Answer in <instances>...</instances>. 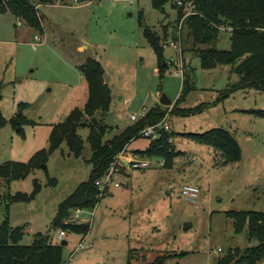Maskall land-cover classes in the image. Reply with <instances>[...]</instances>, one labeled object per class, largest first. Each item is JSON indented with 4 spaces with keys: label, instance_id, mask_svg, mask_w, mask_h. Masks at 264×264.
<instances>
[{
    "label": "rangeland",
    "instance_id": "1",
    "mask_svg": "<svg viewBox=\"0 0 264 264\" xmlns=\"http://www.w3.org/2000/svg\"><path fill=\"white\" fill-rule=\"evenodd\" d=\"M39 13L42 28L11 19V14L0 15L1 107L8 121L16 113L31 121L22 132L10 122L0 129V164L28 162L49 147L55 125L73 109L85 107L89 84L82 66L88 57L102 63L111 89L110 109L98 115L108 126L104 141L132 124L130 115L145 107L165 112L162 120L166 119L169 132L224 127L236 135L244 154L242 161L218 167L212 146L172 136L170 142L175 138L181 151L175 165L152 163L134 169L95 207L86 208L82 220L91 224V230L86 236L67 233L66 264H152L158 258L162 264H216L231 248L252 246L254 240L246 230L236 231L226 211L264 212V117L234 112L230 106L264 109V91L239 90L213 110L180 115L178 107L194 108L201 101L220 98L226 82L235 83L239 75L231 65L204 69L184 27L182 58L195 89L175 107L184 76L169 65L174 55L169 49L165 50L168 68L160 72L158 56L144 35L148 26L163 37L168 31L166 37H171L178 13L170 3L161 11L152 0H66L42 4ZM229 37L224 33L218 46L230 48ZM163 94L173 100L170 106L160 103ZM244 128L259 134L250 139ZM79 134L84 139L80 157L70 153L64 142L25 178L0 177V224L8 216L13 227L25 226L23 244H30L38 232L57 241L60 229H52V222L58 206L89 178L93 167L89 128H80ZM151 140L139 137L131 148L144 150ZM36 183L40 189L31 200L10 201L19 192L30 195ZM188 184L200 188L197 202L183 197ZM82 240L86 247L75 251Z\"/></svg>",
    "mask_w": 264,
    "mask_h": 264
},
{
    "label": "trees",
    "instance_id": "2",
    "mask_svg": "<svg viewBox=\"0 0 264 264\" xmlns=\"http://www.w3.org/2000/svg\"><path fill=\"white\" fill-rule=\"evenodd\" d=\"M66 3V0H0V14L12 13L19 21L33 28H42V17L39 6L42 4ZM195 5V13L189 15L184 26L187 37L192 40L201 65L204 69H213L219 65H231L232 71L240 77L236 84L231 85L218 101L228 96L234 90L257 88L264 91V0H183ZM170 3L177 10L178 19L174 22L177 26L183 16V7H179L171 0H152L154 8L164 11ZM224 28H231L224 32ZM184 32V30H183ZM229 34L230 48L219 47L218 43L223 34ZM168 31L165 32L166 37ZM144 35L158 56L160 72L168 68L164 64L165 48L162 44L163 36L159 32L145 26ZM83 73L89 84V98L83 109L75 108L66 119L53 127L50 135V145L47 149L38 151L28 162L6 161L0 164V177L7 181L25 178L34 167L39 166L48 159L49 154L57 150L66 142L70 153L80 157L84 150V139L79 134V129L88 127V141L92 148V171L86 181L81 182L77 188L59 206L52 222V229L65 230L66 233H75L86 236L91 230L89 222H77L72 219V212L77 208L91 209L102 198L96 181L104 176L114 158L127 150L134 139L143 136L141 131L147 126L159 123L164 117V111L152 108L146 117L141 118L125 127L119 134L104 141L108 126L99 121L98 115L110 109L112 103L111 89L105 80V69L102 63L93 57H88L82 66ZM183 77V89L176 101L175 107L183 102L186 96L195 89L191 75ZM2 89L0 86V129L8 122L20 132L25 124L31 121L22 113L8 121L1 109ZM211 106L210 103L200 104L194 108H179L182 116L195 115ZM18 109L22 111L21 103ZM247 113L264 117V109L246 110ZM92 119L86 126L87 119ZM160 128L149 146L144 150H134L138 158L163 159L164 166L171 168L174 159L181 154L176 151L170 138L180 135L192 139L200 144L212 146L215 150V166L222 167L242 159V149L234 135L224 127H216L200 132H169ZM124 166L122 173L124 174ZM40 189L35 184L34 191L28 195L17 193L10 197V201H29ZM226 215L235 222L238 232L246 230L250 239L259 241L255 247L245 249L231 248L219 257L216 264H261L264 261V212L226 211ZM71 217V219H70ZM69 220V222H67ZM25 226L13 227L9 217L0 224V264H66L64 258V245L55 242L49 233L38 232L30 244H23ZM158 258L152 264H162Z\"/></svg>",
    "mask_w": 264,
    "mask_h": 264
},
{
    "label": "built area",
    "instance_id": "3",
    "mask_svg": "<svg viewBox=\"0 0 264 264\" xmlns=\"http://www.w3.org/2000/svg\"><path fill=\"white\" fill-rule=\"evenodd\" d=\"M79 1V0H74ZM133 0H131L132 2ZM173 3L177 4L179 7H183V16L179 21L177 26L172 27L171 37H163L162 44L165 49L171 50L174 54L169 61V65L175 68V73L182 74L184 76L185 67H184V59L182 58V45H183V26L185 19L195 13V5L192 2H184L183 0H171ZM226 31L230 32L231 28H224ZM260 30H264V28H260ZM231 33V32H230ZM148 110L143 107L141 111L138 113H132L130 115V119L132 122H135L141 118L146 117ZM160 128H165L170 130V126L166 124V119L160 121L157 124L147 126L144 128L140 134L146 137H155L157 135V131ZM123 152L118 154L114 160L111 162L109 168L107 169L104 176L96 181V186L99 190V198H102L104 194L107 193L112 187H119L121 185L122 178V166H124L123 160ZM152 164V158H138L133 157L130 160V166L132 169H145L150 167ZM161 165H164V161H160ZM200 193V188L195 185H184L182 189L183 197L190 202H197V198ZM86 212V209L77 208L72 212V219L77 222H86V220H82L83 213ZM69 222V220L67 221ZM67 233L65 230H60L57 235V243H61L65 240ZM85 240V239H84ZM82 240L76 247L75 251L81 248H85V244Z\"/></svg>",
    "mask_w": 264,
    "mask_h": 264
},
{
    "label": "crops",
    "instance_id": "4",
    "mask_svg": "<svg viewBox=\"0 0 264 264\" xmlns=\"http://www.w3.org/2000/svg\"><path fill=\"white\" fill-rule=\"evenodd\" d=\"M9 14H11L12 15V18L11 19H13V17L15 18V19H17L12 13H5V14H0V15H3V16H7V15H9ZM7 20V18L4 20V21H6ZM18 20V19H17ZM195 68V67H194ZM191 71L192 70H190V73H191ZM193 73V72H192ZM239 79H240V77L238 78V80L235 82V83H233V84H236L238 81H239ZM233 84H230L228 81L226 82V86H227V89H230L231 88V85H233ZM229 85V86H228ZM211 89V88H210ZM248 89H252V88H246V89H237V90H234L232 93H230V94H234L235 92H237V91H239V90H242V91H247ZM255 89H257V88H255ZM230 94L228 95V96H226V97H224V98H222L220 101H218V99L217 100H213V101H201L199 104H197L196 106H198V105H200V104H204V103H210L211 104V106H209L208 108H206V109H204L203 111H201V112H199V113H203V112H205V111H210V110H213V109H215V107H217L218 105H221V104H223L224 103V101L226 100V98H228L229 96H230ZM2 101H3V96H2ZM2 101H1V104H2ZM195 106V107H196ZM190 108H192V107H190ZM1 109H2V107H1ZM230 109L232 110V111H234V112H242V113H244V114H248L247 112H246V110H251V109H255V108H252V107H248V108H244V107H240V106H238V105H236V104H234V105H232V106H230ZM259 109V108H258ZM2 112H3V110H2ZM4 114V113H3ZM198 114V113H197ZM249 114H251V113H249ZM196 115V114H195ZM13 118V117H12ZM230 131V130H229ZM182 132H187V131H182ZM182 132H180V133H182ZM231 132V131H230ZM232 133V132H231ZM244 134H246L247 136L249 135V136H251V138L250 139H253L254 138V136L256 135H258L259 134V132L257 131V130H252V129H250L249 130V128H248V130L246 129V128H244V132H243ZM233 134V133H232ZM234 135V134H233ZM234 137L238 140V138L236 137V135H234ZM135 140V139H134ZM133 140V141H134ZM133 141H131V143L128 145V147H127V150L126 151H124L123 152V157H122V160H123V163H124V165H125V167H124V170H125V172H124V174L122 175V178L124 177V176H126V175H129V174H131V172L134 170V169H132L131 168V166H130V160L133 158V157H135L134 156V150H138L137 149V147H133V148H131V144H132V142ZM175 138L173 139V142H172V144L174 145V147H175V149H176V151H179L180 149H178V148H180V145H178V144H176L175 143ZM238 142H239V144H240V141L238 140ZM134 143V142H133ZM240 146H241V149H242V159L240 160V161H242L243 159H244V154H243V148H242V145L240 144ZM202 147V146H201ZM202 149V148H201ZM179 152H181V151H179ZM163 159H156V158H152V163H156L159 167H164V165H161L160 164V161H162ZM164 161V160H163ZM212 163V162H211ZM175 165V159H174V162H173V166ZM172 166V167H173ZM225 166H227V165H225ZM171 167V168H172ZM223 167V166H222ZM67 236V235H66ZM83 249V248H82Z\"/></svg>",
    "mask_w": 264,
    "mask_h": 264
},
{
    "label": "water",
    "instance_id": "5",
    "mask_svg": "<svg viewBox=\"0 0 264 264\" xmlns=\"http://www.w3.org/2000/svg\"><path fill=\"white\" fill-rule=\"evenodd\" d=\"M164 64H166V61H164ZM173 100L170 99L166 94H163L160 98V103L162 105H167V106H170L172 104ZM68 244V241L67 240H63L61 242V245H67ZM259 244V241L257 239L254 240L252 246L255 247Z\"/></svg>",
    "mask_w": 264,
    "mask_h": 264
}]
</instances>
